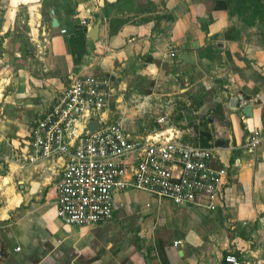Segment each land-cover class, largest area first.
Returning <instances> with one entry per match:
<instances>
[{"label": "crops", "instance_id": "obj_1", "mask_svg": "<svg viewBox=\"0 0 264 264\" xmlns=\"http://www.w3.org/2000/svg\"><path fill=\"white\" fill-rule=\"evenodd\" d=\"M44 1L0 0V264H223L227 253L264 264V21L246 25L195 0H148L156 8L149 16L165 13L157 28L139 14L110 37L101 8L116 0H74L73 12L55 6L56 29L53 7L48 22L42 17ZM99 18L93 42L88 30ZM80 21L90 25L76 64L68 37ZM84 75L111 82L108 119L132 135L158 127L139 128L133 117L156 118L169 105L181 141L213 149L211 167L227 171L214 211L128 189L113 193L105 223L76 227L56 216L64 160L20 168L12 155L27 150L34 121ZM247 105L249 117L241 111ZM253 134L263 138L250 152Z\"/></svg>", "mask_w": 264, "mask_h": 264}, {"label": "built area", "instance_id": "obj_2", "mask_svg": "<svg viewBox=\"0 0 264 264\" xmlns=\"http://www.w3.org/2000/svg\"><path fill=\"white\" fill-rule=\"evenodd\" d=\"M80 25L90 24L80 21ZM60 34L67 33L62 29ZM113 93L107 79L71 78L56 103L34 121L27 150L18 148L12 155L20 168L53 158L64 160L56 188V216L76 227L105 223L112 219L113 193L128 189L166 198L176 207L214 211L223 198L227 171L211 167L213 149L182 142L169 122V105L156 116V129L132 135L121 122L108 119L106 106ZM94 120L99 128L90 133L87 126ZM262 138L253 134L250 152ZM180 244L174 242L175 247ZM223 264L241 263L227 253Z\"/></svg>", "mask_w": 264, "mask_h": 264}, {"label": "trees", "instance_id": "obj_3", "mask_svg": "<svg viewBox=\"0 0 264 264\" xmlns=\"http://www.w3.org/2000/svg\"><path fill=\"white\" fill-rule=\"evenodd\" d=\"M145 3H142V2ZM50 7H55L51 5ZM116 9L117 12H122L123 9L127 13L134 12L132 17L118 18L112 16L111 13ZM120 10V11H119ZM212 10H226L232 14L244 18L247 15L246 25H253L255 20L260 23L264 21V3L262 0H212ZM156 12V8L152 2L148 0H116L114 3L104 2L101 8V16L108 24V35L114 36L119 29L127 23H136L131 19L137 17L139 14L147 15L143 20L154 18L156 20L154 28H157L159 22L164 19L160 15L149 16L150 13ZM98 17V16H97ZM87 29L80 24H74L71 28L68 37V47L72 55L74 63H79L86 54Z\"/></svg>", "mask_w": 264, "mask_h": 264}, {"label": "rangeland", "instance_id": "obj_4", "mask_svg": "<svg viewBox=\"0 0 264 264\" xmlns=\"http://www.w3.org/2000/svg\"><path fill=\"white\" fill-rule=\"evenodd\" d=\"M264 3V0H262ZM145 3V2H144ZM196 5H198V3H200L201 5H204V7H207V4L210 3L212 5V0H195ZM74 4L75 1L74 0H45L44 1V5L42 8V17L45 18V20L48 22V9L51 5H55L58 9L60 10H65L68 12H73L72 10L74 9ZM120 11V10H119ZM122 12H116L118 15L120 14L121 16H118L116 14H112V16H117L118 18H122V15L125 14L124 10H121ZM160 16L165 17V13L161 14ZM247 15L244 16V18L242 19L243 21H246ZM95 23V22H94ZM157 24V23H156ZM25 38V42L27 44V46L29 45V48L26 50L27 53H29L31 56L34 55V48L33 46L30 45L28 39L26 37ZM24 41V40H23ZM135 109L134 107L131 108V110ZM131 118V117H130ZM155 115L153 113H149L146 114V116L144 115V117L141 118H136L133 117V120H137L135 121L137 124L138 122H144L147 121V127L148 128H153L156 124H155ZM139 128H140V124H138ZM6 170V169H5Z\"/></svg>", "mask_w": 264, "mask_h": 264}, {"label": "water", "instance_id": "obj_5", "mask_svg": "<svg viewBox=\"0 0 264 264\" xmlns=\"http://www.w3.org/2000/svg\"><path fill=\"white\" fill-rule=\"evenodd\" d=\"M49 17H50V25L52 28L56 29L59 26L58 20L55 16V11L54 8H50L49 9ZM102 22V19L99 18L96 23L88 30V37L91 41H96L97 37H98V30H99V26ZM242 113L249 117L251 115V107L250 105L245 106L244 108L241 109ZM99 128V124L96 120L92 121L88 126H87V130L88 132L92 133L93 131H95L96 129ZM11 148H8V150H10ZM8 156H10V154H6Z\"/></svg>", "mask_w": 264, "mask_h": 264}, {"label": "bare ground", "instance_id": "obj_6", "mask_svg": "<svg viewBox=\"0 0 264 264\" xmlns=\"http://www.w3.org/2000/svg\"><path fill=\"white\" fill-rule=\"evenodd\" d=\"M140 108V107H139ZM134 111H135V109H134Z\"/></svg>", "mask_w": 264, "mask_h": 264}]
</instances>
